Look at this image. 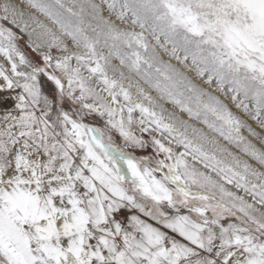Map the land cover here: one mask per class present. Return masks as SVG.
Masks as SVG:
<instances>
[{"label":"snow or ice","instance_id":"obj_1","mask_svg":"<svg viewBox=\"0 0 264 264\" xmlns=\"http://www.w3.org/2000/svg\"><path fill=\"white\" fill-rule=\"evenodd\" d=\"M0 264H264V0H0Z\"/></svg>","mask_w":264,"mask_h":264},{"label":"rangeland","instance_id":"obj_2","mask_svg":"<svg viewBox=\"0 0 264 264\" xmlns=\"http://www.w3.org/2000/svg\"><path fill=\"white\" fill-rule=\"evenodd\" d=\"M165 59H167L165 57ZM166 107H168L170 110H171V106L170 105H166ZM234 111H236V109H233ZM242 115V114H241ZM184 119H187L186 116L183 117ZM249 123H252L253 124V127H256V125L254 124V122H252L251 120H249ZM257 131H262L261 129L257 128Z\"/></svg>","mask_w":264,"mask_h":264}]
</instances>
